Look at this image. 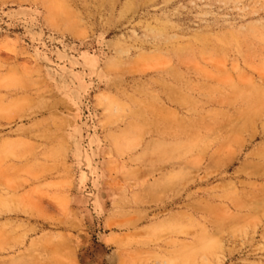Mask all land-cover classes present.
I'll return each instance as SVG.
<instances>
[{
    "label": "rangeland",
    "instance_id": "1",
    "mask_svg": "<svg viewBox=\"0 0 264 264\" xmlns=\"http://www.w3.org/2000/svg\"><path fill=\"white\" fill-rule=\"evenodd\" d=\"M0 264H264V0H0Z\"/></svg>",
    "mask_w": 264,
    "mask_h": 264
},
{
    "label": "bare ground",
    "instance_id": "2",
    "mask_svg": "<svg viewBox=\"0 0 264 264\" xmlns=\"http://www.w3.org/2000/svg\"><path fill=\"white\" fill-rule=\"evenodd\" d=\"M256 95H257V94H256ZM247 97H248V96H247ZM247 97H246V98H247ZM250 97H251V96H250ZM259 99H260V97H259ZM256 105H257V104H256ZM247 109H248V108H247ZM237 130H238V128H237Z\"/></svg>",
    "mask_w": 264,
    "mask_h": 264
}]
</instances>
